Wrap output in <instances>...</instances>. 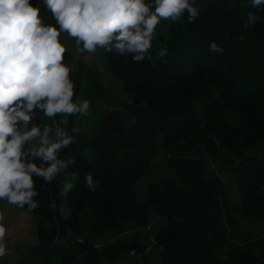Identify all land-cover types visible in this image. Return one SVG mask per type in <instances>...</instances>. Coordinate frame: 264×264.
<instances>
[{
  "label": "trees",
  "instance_id": "trees-1",
  "mask_svg": "<svg viewBox=\"0 0 264 264\" xmlns=\"http://www.w3.org/2000/svg\"><path fill=\"white\" fill-rule=\"evenodd\" d=\"M36 6L44 22L55 25L42 4ZM196 6L201 11L194 23H188L187 13L175 22L167 20L164 56L136 62L131 54L102 50L109 71L129 96L125 107L130 118L109 108L92 136L77 132L65 215L48 208L49 193L60 208L61 177L47 185L37 180L40 195L35 199L41 203L32 212L37 243L27 264H101V259L111 261L128 252L139 255L141 264H151L135 237L102 241L110 231L123 232L124 220L146 227L150 206L165 219L154 235L161 248L155 264H264L260 241L232 244L225 257L219 255L218 247L229 242L234 218L224 184L206 175V161L198 151L168 155L170 173L147 184L144 204L135 202V186L156 153L157 134H163L170 149L202 126L194 138L203 152L226 148L235 154L239 162L233 169L245 208L255 204L264 212V154H244L264 138V14L252 25L248 13L255 9L249 0H196ZM212 41L221 51H211ZM71 58L66 51L65 62ZM227 110L240 114L235 126L224 122ZM74 118H69V130ZM89 172L99 182L95 192L84 184Z\"/></svg>",
  "mask_w": 264,
  "mask_h": 264
},
{
  "label": "clouds",
  "instance_id": "clouds-1",
  "mask_svg": "<svg viewBox=\"0 0 264 264\" xmlns=\"http://www.w3.org/2000/svg\"><path fill=\"white\" fill-rule=\"evenodd\" d=\"M249 3L255 12L248 13V23L254 25L264 14V0ZM39 4L55 25L44 22ZM200 11L196 0H154L153 4L146 0H36L35 5L33 0H0V200L33 212L41 203L35 199L40 195L37 180L51 184L76 163L71 151L78 141L77 128H41L34 122L38 112L49 118L60 116L58 123L66 126L70 117L89 115V100H74L76 83L65 62L62 34L74 38L81 53L101 49L119 56L131 54L134 61L142 62L150 55L161 21L175 22L187 13L188 23H194ZM209 47L221 51L216 41L209 42ZM98 183L91 172L85 174L84 184L90 191L95 192ZM72 188V183L65 182L64 195ZM48 208L66 214L64 208H57L52 193ZM4 220L0 213V261L10 252Z\"/></svg>",
  "mask_w": 264,
  "mask_h": 264
},
{
  "label": "rangeland",
  "instance_id": "rangeland-1",
  "mask_svg": "<svg viewBox=\"0 0 264 264\" xmlns=\"http://www.w3.org/2000/svg\"><path fill=\"white\" fill-rule=\"evenodd\" d=\"M146 2L153 4L154 0H146ZM166 24L167 20L161 21L155 30L152 47L149 50L150 55H148L153 60L162 52ZM61 39L65 43L67 52L72 56L66 64L72 69L70 75L76 83L74 100L83 101L87 98L91 105L88 116L75 115L74 127L78 131L92 136L101 123L104 112L109 108H117L125 120L130 118L125 107V102L128 101L129 96L120 80L109 71L103 51L97 49L95 53L81 55L77 50L74 38L62 34ZM195 104H198V101H195ZM60 119V116L49 118L38 112L34 122L38 123L41 128L46 126H52L53 128L67 127L58 123ZM239 119L240 114L238 112L227 110L224 113L226 125L235 126ZM202 128L201 126L200 129ZM200 129L197 128L191 131L187 137L171 145L170 149L165 148L163 144V134H157L155 137L157 150L148 170L139 178L135 186V202L141 205L144 204L147 184L162 179L170 173L166 164L168 155L198 151L206 161V175L217 178L224 184L227 203L231 209V216L234 218L233 224L229 226V242H225L218 247L219 255L225 257L232 244H242L246 240L264 243V212H260L262 206L252 204L250 208H245L242 202L240 181L233 169L239 162L238 158L226 148L219 149L216 154L204 153L201 144L194 138L195 134L201 132ZM244 154L245 156L264 154V138L256 142ZM60 177L59 206L66 211V196L63 193V186L65 182H70L73 185V180H68V174H61ZM0 213H3L5 217L4 223L7 227L6 243L10 249L9 255L3 261H0V264H27L32 259L30 250L37 243L35 233L36 216L32 212L26 213L25 209L9 205L3 200H0ZM257 215L259 216L257 217ZM148 217L149 224L144 228L138 227L131 220L122 221L124 231H110L102 241L106 243L118 240L128 241L135 237L143 245L148 261L151 264L157 263L161 255V248L156 244L154 235L160 226L165 223V219L159 216L152 206L149 207ZM224 259L225 262H228L227 258ZM229 263L231 262L229 261ZM101 264H141V259L136 253L128 252L111 261L101 259Z\"/></svg>",
  "mask_w": 264,
  "mask_h": 264
}]
</instances>
